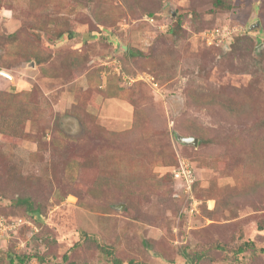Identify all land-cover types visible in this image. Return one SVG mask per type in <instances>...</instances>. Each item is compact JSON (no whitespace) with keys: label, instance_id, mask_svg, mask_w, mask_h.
I'll use <instances>...</instances> for the list:
<instances>
[{"label":"rangeland","instance_id":"rangeland-1","mask_svg":"<svg viewBox=\"0 0 264 264\" xmlns=\"http://www.w3.org/2000/svg\"><path fill=\"white\" fill-rule=\"evenodd\" d=\"M214 1L0 0V264H264V0Z\"/></svg>","mask_w":264,"mask_h":264},{"label":"trees","instance_id":"trees-1","mask_svg":"<svg viewBox=\"0 0 264 264\" xmlns=\"http://www.w3.org/2000/svg\"><path fill=\"white\" fill-rule=\"evenodd\" d=\"M214 4L216 6H221V7H231L229 4H226L225 1L223 0H215L214 1ZM179 20V21H178ZM176 21V24L178 25V27L180 28L181 25H180V19H178ZM61 32L58 33L57 36H61ZM68 34V33H67ZM69 37H72L73 36V33L72 32H69ZM39 61H41V58H38ZM45 60L43 57H42V61ZM10 87H13L14 86H8V88H4V89H0L1 92L5 91V90H8ZM7 111V108L5 107V105L1 104L0 103V114H2L3 112ZM1 132H4V130H1ZM194 185V184H193ZM15 202L20 204V205H24L27 209H29V211L32 213V214H35V216L37 217H40L42 216L40 213V208L38 206H34L33 204V201L31 198H29L28 196H21V197H18L15 199ZM264 228V224H259L257 226V229L258 230H262ZM249 246L248 242H243L242 246H238L236 249H235V253L236 254H240V253H243L247 247ZM102 252L104 253V255L106 257H108V255L111 254V251L108 249V248H102ZM188 256V255H186ZM34 257H38L36 254H21V255H13V256H10V259H9V264H28V260H30L31 258H34ZM38 259L40 261H43V257H38ZM107 261H109L111 264H121V262L118 260V259H107ZM129 264H146V263H142L140 261H136V262H133V260H130ZM185 264H193V262L189 259H187V262Z\"/></svg>","mask_w":264,"mask_h":264},{"label":"built area","instance_id":"built-area-1","mask_svg":"<svg viewBox=\"0 0 264 264\" xmlns=\"http://www.w3.org/2000/svg\"><path fill=\"white\" fill-rule=\"evenodd\" d=\"M225 30L226 28L211 29V31L206 35L207 40L210 37L212 42H216V44L219 45L230 43L232 41V37L229 32ZM172 175L181 184L186 186L188 190H190L191 186L196 181L193 167L186 159L180 160L178 164L173 167Z\"/></svg>","mask_w":264,"mask_h":264},{"label":"water","instance_id":"water-1","mask_svg":"<svg viewBox=\"0 0 264 264\" xmlns=\"http://www.w3.org/2000/svg\"><path fill=\"white\" fill-rule=\"evenodd\" d=\"M258 24H259V22L255 23V25H258ZM1 74L8 77V78L11 77L9 74L4 73V72H1ZM176 138H177V140H179L183 144H191L193 146L197 145V138L194 136H182V135L177 134Z\"/></svg>","mask_w":264,"mask_h":264},{"label":"clouds","instance_id":"clouds-1","mask_svg":"<svg viewBox=\"0 0 264 264\" xmlns=\"http://www.w3.org/2000/svg\"><path fill=\"white\" fill-rule=\"evenodd\" d=\"M213 29H215V28H213ZM195 183V182H194Z\"/></svg>","mask_w":264,"mask_h":264}]
</instances>
